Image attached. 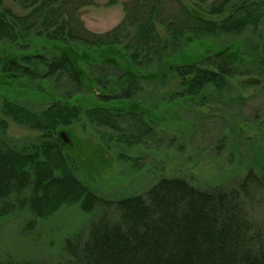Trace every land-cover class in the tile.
Listing matches in <instances>:
<instances>
[{
    "label": "trees",
    "instance_id": "trees-1",
    "mask_svg": "<svg viewBox=\"0 0 264 264\" xmlns=\"http://www.w3.org/2000/svg\"><path fill=\"white\" fill-rule=\"evenodd\" d=\"M13 1L29 11L16 14L0 0V43L16 49L0 60V73L13 81L63 77L71 89L40 111L0 98V212L26 188L38 202L20 205L38 218L61 203L75 202L82 212L106 204L65 162L60 126L83 116L119 143L139 145L154 140V114L166 105L191 98L223 111L231 79L251 74L257 79L248 86H264V0H214L198 7L182 0H128L125 19L103 33L88 30L78 15L98 0ZM169 3L176 12L167 11ZM245 32L258 39L245 53L225 48L196 62L177 61L193 42ZM167 74L178 79V88L151 109L143 86L163 82ZM87 83L101 93L95 105L83 107L75 100L87 93ZM8 120L35 131L33 143L8 141ZM259 164L257 171L249 167L240 178L205 188L161 177L141 194L109 202V212L96 216L85 234L65 240L66 264H264V156Z\"/></svg>",
    "mask_w": 264,
    "mask_h": 264
},
{
    "label": "rangeland",
    "instance_id": "rangeland-1",
    "mask_svg": "<svg viewBox=\"0 0 264 264\" xmlns=\"http://www.w3.org/2000/svg\"><path fill=\"white\" fill-rule=\"evenodd\" d=\"M127 1L116 0L107 5L105 0H98L94 5L79 9L78 15L88 30L103 33L125 19L123 3ZM212 1L182 0L184 4L196 7ZM3 5L20 15L29 11L13 0H4ZM176 8L175 4L169 3L166 9L173 13ZM159 31L163 35L161 27ZM257 41L250 32L239 37L206 38L200 44L193 42L185 46L177 61L196 62L207 52L225 48L241 47L244 52ZM15 51V48L0 43V60L16 55ZM108 52L119 54L117 50L109 49ZM255 78L257 76L250 74L231 79L233 88L228 94L223 93V102L230 103L225 104L223 111L220 106L209 102L199 105L191 98H182L160 108L154 114V140L139 145L119 143L109 129L94 127L83 116L68 126H60L57 136L63 132L71 141L62 145L65 162L74 168L77 179L106 204L95 212H82L75 202L61 203L46 217L38 218L21 206L31 198L33 204L38 202L32 196L33 190L26 188L18 193L13 206L0 212V264H66L69 258L64 250L66 239L81 232L85 234L88 224L96 216L109 212V202L141 194L161 177H181L205 188L227 182L232 175L240 178L249 167L257 171L264 156V86L262 82L247 85ZM177 88L178 79L167 74L163 82L145 84L142 96L154 109L162 105L161 99H165V95ZM70 89L68 80L63 77L58 81L52 78L13 81L0 73V98L32 111L44 109ZM84 90L87 93H83L84 97L74 98L75 102L83 107L95 105L96 96L101 93L99 87L87 83ZM7 122L8 141L19 147L33 143L35 131L12 120Z\"/></svg>",
    "mask_w": 264,
    "mask_h": 264
},
{
    "label": "water",
    "instance_id": "water-1",
    "mask_svg": "<svg viewBox=\"0 0 264 264\" xmlns=\"http://www.w3.org/2000/svg\"><path fill=\"white\" fill-rule=\"evenodd\" d=\"M60 138L66 144H70L71 143V141L69 140L68 136L65 133H63V132L60 134Z\"/></svg>",
    "mask_w": 264,
    "mask_h": 264
}]
</instances>
